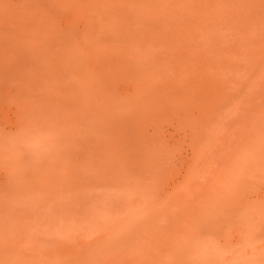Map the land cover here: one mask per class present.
<instances>
[{"label":"rangeland","instance_id":"rangeland-1","mask_svg":"<svg viewBox=\"0 0 264 264\" xmlns=\"http://www.w3.org/2000/svg\"><path fill=\"white\" fill-rule=\"evenodd\" d=\"M0 264H264V0H0Z\"/></svg>","mask_w":264,"mask_h":264}]
</instances>
